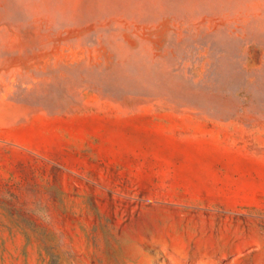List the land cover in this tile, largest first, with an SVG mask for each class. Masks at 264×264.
<instances>
[{"label":"rangeland","instance_id":"374dc122","mask_svg":"<svg viewBox=\"0 0 264 264\" xmlns=\"http://www.w3.org/2000/svg\"><path fill=\"white\" fill-rule=\"evenodd\" d=\"M0 264H264V0H0Z\"/></svg>","mask_w":264,"mask_h":264}]
</instances>
